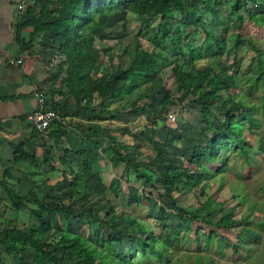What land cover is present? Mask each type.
I'll return each mask as SVG.
<instances>
[{
	"label": "trees",
	"instance_id": "obj_1",
	"mask_svg": "<svg viewBox=\"0 0 264 264\" xmlns=\"http://www.w3.org/2000/svg\"><path fill=\"white\" fill-rule=\"evenodd\" d=\"M23 24L19 27L31 26L34 28V40H38L52 49L62 60L59 68L65 73L58 89L52 91L56 94L66 95L68 103L73 99L77 104L92 105L98 95L104 101L113 103L124 102L140 88H148L154 76H160L168 67H171L175 77L178 92L194 96V102L209 97L214 100L222 92H230L233 85H237L238 75L232 74L233 84L228 83L223 76L212 68L195 69L187 65L186 61L196 63L202 60L205 54L214 50L216 59L224 56L230 45L239 48L245 39L243 31L249 23L264 27V11L256 13L249 7L251 3L259 0H30ZM41 4V9H37ZM119 12L132 14L143 26L139 35L146 38L153 49L137 46L133 59L126 65L120 64L112 71L101 69L104 57L111 50H102L96 43L104 26ZM232 17L238 24V31L230 37L217 32L218 27H225ZM200 30L205 34L201 43H198ZM21 49L28 50L33 42L20 39ZM183 59V61H181ZM186 60V61H185ZM261 72L252 87H262L264 97V58L259 57ZM51 95V96H52ZM50 96V95H49ZM50 98V97H49ZM48 99V106L58 111V104ZM183 98L176 97L169 90L162 99L149 89L145 97L132 99L128 106L114 110V113H127L138 116L142 112L150 115V123L158 124L159 120H167V112L183 102ZM264 107V102L263 105ZM255 105L245 103L238 99L227 110L220 125L217 126L209 116L216 117L210 106H202L201 115L204 123L202 134L205 143L193 147L192 156L184 169H178L172 159L167 163L163 176L167 186L179 192L192 190L201 186L200 195H206L210 186L209 180L216 174L226 171L229 167L230 157H223V153L234 146L248 160L251 158L248 148L249 130L260 126L259 119L252 114ZM78 114V113H76ZM157 115V117L155 116ZM152 116H155L152 118ZM247 125V126H246ZM76 127L82 135L81 143L91 142L88 131L103 132L113 140L111 151L117 160L126 164L124 175L126 179L132 173L142 188L136 194L137 204H149L156 193L162 198H168L177 209L180 220V229L193 231L196 241L200 229L209 227L206 235V247L216 244L226 245L224 233L235 230L242 222L236 219L235 212L216 217L221 206L226 203L217 201L209 196L205 201H199L203 214L196 210L182 206L175 194L162 192L155 184V177H159L158 166L134 157H127L125 146L118 135L119 132L133 134L130 127L116 130L106 129L102 126L90 127L84 122H76ZM247 127V128H246ZM255 127V128H254ZM57 134L56 140H62L66 134L62 122H55L49 131ZM145 132V130H144ZM258 134V131L256 132ZM168 144V143H167ZM260 149L264 154V143L260 142ZM95 152V151H94ZM93 150H74L64 148L63 156L59 161L70 168L75 174L74 166H80V172L93 171L98 162ZM26 158L36 166L35 169L42 175L44 162L35 164L38 158L25 153ZM162 156V155H161ZM169 156V155H167ZM72 189V202L68 205L62 201L47 202L43 196L49 195V187L38 185V191L30 194L33 208L30 222L25 227H8L0 232V264H152L153 262L166 263L171 261L169 242L173 240L176 229L166 226L158 234L153 226L138 216L129 215L127 218L133 225L132 231L118 230L115 225L117 216L108 214L103 218L98 211L92 210L76 230L62 229L57 239L48 240V230L53 226L52 215L66 214L75 217V204L80 198L89 194L88 185L81 184L76 178L68 181ZM44 191L41 195L40 192ZM245 201V197L241 202ZM23 205V204H22ZM250 216L253 210L250 209ZM249 215L246 223L256 224L264 228L263 222L252 221ZM16 222L18 221L15 219ZM201 222L202 227L195 226ZM96 224L111 229L108 237L99 241L91 239ZM131 235L136 249L126 248L121 251L117 243L122 237ZM175 241H179L178 239ZM223 243V244H222ZM233 246L236 255L240 251L247 256L250 249L243 251L237 243ZM218 246V248H219ZM217 247V245H216ZM200 248V247H199ZM222 253L221 249H218ZM223 254V253H222ZM195 264H210L209 260L202 261L200 255H195ZM190 264V263H189Z\"/></svg>",
	"mask_w": 264,
	"mask_h": 264
},
{
	"label": "rangeland",
	"instance_id": "obj_2",
	"mask_svg": "<svg viewBox=\"0 0 264 264\" xmlns=\"http://www.w3.org/2000/svg\"><path fill=\"white\" fill-rule=\"evenodd\" d=\"M226 1L228 0H222L223 3ZM249 7L261 14L264 11V0L251 3ZM142 26L141 21L127 12L116 13L110 19L103 31L100 32L96 43L97 47L102 50H111V60L109 55L105 56L101 69L112 71L117 69L120 64L126 65L133 59L137 46L153 49L152 44L139 35ZM238 27L239 24L230 16L228 25L218 27L217 32L230 37L235 31H238ZM200 32L198 43H201L205 37L201 30ZM243 34L245 35L244 43L239 48L230 45L226 54L219 59L214 57L213 50L196 63L185 60L187 65L195 69L212 68L230 84H233L231 75L237 73V85H233L230 92L224 91L214 100L205 97L195 103L194 96H186L184 93L178 92L175 77L171 67H168L160 76H154L150 87L140 88L124 102L114 104L118 109L126 107L132 99L145 97L149 89L153 90L159 99H162L166 91L169 90L174 96L181 97L184 101L167 112L166 121L161 119L158 124L153 125L149 121L150 115L144 112L138 116L121 113L118 119L115 118L114 121H111V125L115 128L113 130L130 127L133 132V134L118 133L125 145L127 157H134L139 161L145 160L158 166L161 175L155 177V184L159 190L175 194L177 201L182 206L196 210L199 214H203V210L199 207V201H205L209 196L226 203L216 214L217 218L230 211L235 212L236 219L241 220L242 223L235 230L224 233L223 238L226 245L222 247L216 244L217 247L216 245L206 247V235L209 233V227L205 225L199 230L198 241L195 240L194 230L180 229L178 211L168 198H162L156 193L151 203L137 204L136 194L143 189L142 185L137 181L134 173L128 176L130 179H126L127 176L124 175L126 164L119 162L110 148L107 151L104 149L106 154L100 152L101 159H98L93 171L80 173L81 182L83 185H88L90 192L75 204L76 216L52 215L53 226L47 234L49 241L57 239L59 231L62 229L76 230L88 220L87 217L92 210L98 211L106 219L109 217L108 214L112 215L114 211L117 216L115 227L118 230L130 232L134 229L127 218L129 215L144 219L153 226L158 234L166 226L176 229L173 240L171 243L169 242L171 261L166 263L156 261L152 264H195L196 254L200 255L203 262L209 260L210 264H264V228L256 226L255 223L248 225L245 220L248 215L250 216V209L253 210L250 216L252 221L261 223L264 217V154L260 149V142L264 143V107L262 106L264 97L262 87H252L261 72L259 57L264 58V27L249 23L248 26H245ZM56 59V64L62 60L58 56ZM238 99L256 106L252 114L260 122V126L254 127L255 130L247 131L251 158L248 160L239 150L231 146L228 151L223 153V157L227 155L230 157L229 167L209 180L210 186L206 190V195H200L199 198L201 186L196 188V192L192 190L179 192L167 186L163 179L167 163L172 159L178 169H184L192 156L193 147L205 143L202 134L204 127L201 115L202 106L206 105L212 108L218 118L209 117L213 123L219 126L220 119L224 118L226 110ZM155 116L157 117V115ZM257 131L258 134H256ZM91 135L99 143L103 142V139L100 140L95 133ZM243 197H245V201L241 202ZM62 202L68 205L72 200L66 198ZM202 225L199 222L195 228L202 227ZM110 232L109 227L96 224L91 239L99 241L108 237ZM177 239L179 241H175ZM232 241L242 247L240 249L243 251L250 249L248 255L244 256L241 251L239 255H236L233 246L229 245ZM117 247L121 251L128 247L136 249L135 240L131 235L122 237L117 243ZM218 249H221L223 254L218 252ZM66 262L72 263L69 259Z\"/></svg>",
	"mask_w": 264,
	"mask_h": 264
},
{
	"label": "crops",
	"instance_id": "obj_3",
	"mask_svg": "<svg viewBox=\"0 0 264 264\" xmlns=\"http://www.w3.org/2000/svg\"><path fill=\"white\" fill-rule=\"evenodd\" d=\"M20 2L0 0V232L8 227H25L29 224L33 208L30 194L38 191V185L49 187L52 198H42L47 202L59 196L61 198L57 202L66 198L72 200V189L68 181L76 178L83 184L80 178L82 172L80 166L75 165V174H71L70 168L59 161L64 148L85 149L88 152L91 149L95 155L98 153L97 159H101V153L106 154L108 148L111 151L113 145L109 135L89 129L87 131L91 142L82 144V135L76 122H84L90 127L115 129L111 121L121 115L114 113L118 109L114 104L121 102L104 101L98 95L93 104L87 106L79 105L73 99L68 103L66 95L50 94L61 85L65 73L59 68L60 62L56 64L57 54L54 49L45 46L39 39L34 40V28L19 27L31 5L29 0L24 12L19 14ZM37 9H41V4H38ZM20 39L32 41L33 46L23 51ZM39 90H44L50 102L59 106L58 111L66 130L59 142L53 128L47 133H40L27 118L38 105ZM92 133L100 140L103 139V142L99 143ZM25 153L38 158L36 165L42 161L45 163L42 175L28 161ZM88 172L91 171H83ZM40 193L42 195L44 191Z\"/></svg>",
	"mask_w": 264,
	"mask_h": 264
},
{
	"label": "built area",
	"instance_id": "obj_4",
	"mask_svg": "<svg viewBox=\"0 0 264 264\" xmlns=\"http://www.w3.org/2000/svg\"><path fill=\"white\" fill-rule=\"evenodd\" d=\"M28 1L21 0L18 7L19 14L24 12ZM37 97L38 105L33 112L28 114L27 118L38 132L47 133L55 122H62V116L59 111L48 106V99L44 90L37 91Z\"/></svg>",
	"mask_w": 264,
	"mask_h": 264
}]
</instances>
